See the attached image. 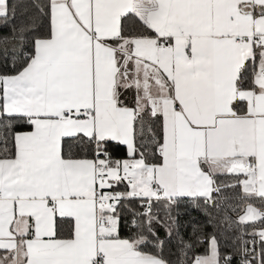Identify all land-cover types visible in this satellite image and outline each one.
<instances>
[{
    "label": "snow or ice",
    "instance_id": "snow-or-ice-1",
    "mask_svg": "<svg viewBox=\"0 0 264 264\" xmlns=\"http://www.w3.org/2000/svg\"><path fill=\"white\" fill-rule=\"evenodd\" d=\"M0 264H264V0H0Z\"/></svg>",
    "mask_w": 264,
    "mask_h": 264
}]
</instances>
